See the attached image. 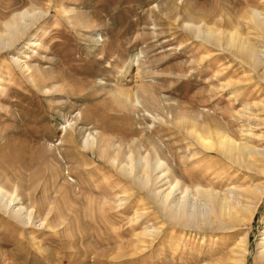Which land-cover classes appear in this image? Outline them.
Listing matches in <instances>:
<instances>
[{"label":"rangeland","instance_id":"1","mask_svg":"<svg viewBox=\"0 0 264 264\" xmlns=\"http://www.w3.org/2000/svg\"><path fill=\"white\" fill-rule=\"evenodd\" d=\"M24 10L0 48V185L31 220L0 209V264H264L261 158L238 163L189 133L264 151L261 67L193 30L238 25L264 54L242 18L264 0H0V33ZM169 184L190 212L197 186L225 193L238 218L169 217Z\"/></svg>","mask_w":264,"mask_h":264},{"label":"bare ground","instance_id":"2","mask_svg":"<svg viewBox=\"0 0 264 264\" xmlns=\"http://www.w3.org/2000/svg\"><path fill=\"white\" fill-rule=\"evenodd\" d=\"M28 12L27 10H24L22 12H16L12 14L9 20L5 21L4 26L6 28V31L3 34L0 33V48H4L10 45L9 42L13 39V36L17 35L21 28H26L27 25H29V23L24 22L25 20L22 23H20V20L18 19L28 16ZM242 18H244L246 22H248V24H251L253 26V30L255 31L254 33L255 38H262L264 40V14L260 13L257 10H252V11L250 10L244 13L242 15ZM191 24L193 25V23ZM199 24L193 25L195 37L202 36L203 39L207 40V42L209 41V43L220 45V47L225 46V48L228 49V51H231V53L236 54L239 58L243 59L253 69H257L261 67L259 68L261 72H259L260 74L259 73L258 74L261 76V78L264 79V66H262V63L264 62L263 61L264 54H262V50H261V41L259 42L255 38H254L255 40H252L250 36L249 38L243 35L238 29L239 27L238 25H237L238 27L237 26L231 27V29H226V30L224 29L223 31L214 28L213 24L212 26L205 25V31L201 32L200 30L201 28L199 29ZM186 25L187 27H192L189 26V24ZM24 67L26 68V71L29 72L28 67L26 65ZM28 78L30 81L32 82L34 81L30 72L28 73ZM138 89H136L135 92L120 90L119 94L121 95V97L129 98L131 96V93H133L135 94L136 97V94L139 91ZM263 103H264V97H263ZM189 133L195 136V138L204 148L208 149L212 147H217L220 150V152H222L224 155L228 156L229 158H233V160L238 163L247 164V166L252 165L256 167L255 158L260 157L261 159L259 161L262 162V167L264 168V151L260 149H255L252 146L248 145L246 142L236 141L226 133L221 132L217 134V142H216L217 144L215 145V143L213 142L214 140H212L211 137L208 136V133L204 134V131L202 133L198 130V128L197 129L191 128L189 130ZM94 142L95 141L92 140V143ZM162 163L163 162L161 160L157 159L153 163V166L151 167L153 168V170L156 167L158 168V166L159 168H162L160 167ZM145 166L147 167V161H145ZM149 166L150 165H148V167ZM121 168L122 171L124 169L128 173L134 174V172L131 171L132 170L131 166L126 163L122 164ZM168 170L169 169L166 166L165 172L158 174L156 178L157 179L161 178L163 180H166L167 179L166 177L168 176L167 174ZM138 177H139L138 182L142 181L143 184H147L148 180L150 179L146 172L140 173ZM157 179L155 180L157 181ZM177 182L178 180H176L174 185H177L176 184ZM174 185L172 186V184H169L163 190L158 191L160 195V201L162 205L166 208L169 217H172L177 220H183L184 218L185 219L191 218L194 219L195 222H202V221H206L207 219L211 220L210 222H206V223H212L213 221H215L216 223L219 222L221 218L222 219L231 218V220L234 218H238L237 208L232 204L231 200L226 196L225 193L216 191L213 188H203L201 186H197L195 188V192L197 193L198 196L197 199L199 200L197 204L199 206L196 209L194 208V206H191L193 210L192 212H190L191 210L189 211L187 206H185L183 195H180L178 197H173V191L176 189L174 188L175 187ZM186 189L187 187L185 188V190ZM18 196H19L18 194L16 195L15 193L10 192V190H6L5 188H3V186L0 185V209H6L7 211L10 210V212L14 216L18 217L21 220V222L23 221L25 223H28L31 220L30 219L31 211H27L26 207L20 202L21 200L20 197ZM245 209L248 213L254 212L253 207L246 206ZM195 222L193 223L195 224ZM244 241L245 239H241L240 242L244 243ZM242 249L245 250L244 247ZM238 261H242V257L238 259Z\"/></svg>","mask_w":264,"mask_h":264}]
</instances>
